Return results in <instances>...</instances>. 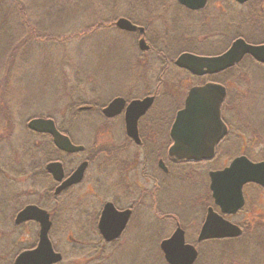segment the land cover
<instances>
[{
    "label": "rangeland",
    "instance_id": "1",
    "mask_svg": "<svg viewBox=\"0 0 264 264\" xmlns=\"http://www.w3.org/2000/svg\"><path fill=\"white\" fill-rule=\"evenodd\" d=\"M143 3L148 4V10L143 11ZM220 4V0H209L210 6L221 7ZM255 6L256 0H250L245 6L226 0L223 5L226 15H222L221 11L222 18L216 24L214 20L209 28L211 33L220 30L221 37L210 38L201 50L208 52L221 49L226 46L230 34L238 31L242 32L245 40L264 42V21L256 22L250 12ZM27 9L31 12L33 21L39 22L47 32L57 36L80 32L101 21H107V24L105 29L103 27L93 37L37 43L32 48L34 52L29 59L20 61L18 69L9 74L11 80L0 99V168L6 163L17 167L22 161L27 164V151L33 152L31 149H37L41 144L40 137L28 132L27 121L31 118L44 116L55 119L61 128L70 132L76 143L87 148L86 152L79 154L84 157L90 156V151H104L108 137L105 131L107 123L97 118L101 117L98 111L77 109L86 101L101 107L109 103L113 96L142 97L151 93L158 85L161 94L157 101H161V108L169 105L173 94L180 95L178 102L184 101L186 91L193 82L189 81V76L186 75L185 79L178 82V87L173 86L174 82L161 75L163 69H174L172 61L160 60L153 52L143 53L138 44L141 38L139 32L124 31L116 26L117 19L121 17H128L137 24L144 17L147 22L141 23L150 28L146 37L151 38L154 33H160V39L165 40V33L170 32L166 50L172 48L173 43L175 50L194 47L185 34L187 28L177 22L181 11L174 0H29ZM17 23L16 19H11L10 30L11 33L21 35L23 27L17 26ZM177 27L182 31L177 32ZM198 30L192 26L193 33ZM224 30L226 38L223 36ZM247 73L252 80L248 81L243 77V83H229L231 91L240 101L238 113L233 114L234 120L238 116L239 122L249 123L253 109L259 117H264L262 109H257L256 104V101L264 103L263 95L261 96L264 90H260L264 84V69L248 66ZM79 99L81 100L78 102ZM150 125L148 122L145 125L148 131L153 127ZM67 163L68 170H72L74 163ZM97 169L93 167L91 170L94 172ZM8 172H0V202L5 208L3 218H7L13 206L16 208L15 204L21 201L19 197L13 199V189L18 188V185L10 183L4 177ZM9 174L11 180H14L15 174ZM89 175L91 178L95 174L90 171ZM99 176L103 177L101 174ZM90 178L88 176L87 181ZM103 179L100 180L104 183ZM200 185L196 178L191 180L187 173L179 171L167 187L170 197L180 196L184 200L178 211L187 224H192L190 219L198 206L196 197L203 194L204 188ZM26 186L23 188H27ZM84 189L87 192L86 186ZM73 191L67 193L64 199L66 212H59V205L55 202L51 201L47 205L55 216L54 226L50 230L51 241L56 251L63 255L62 261L55 264H166L159 240L151 237L148 230L146 233L129 232L114 242L105 244L100 235L94 234L95 227L91 223L93 213H98L102 201L106 199L105 194L88 195L87 192L80 199L75 197ZM96 207L99 209L96 210ZM145 209L147 216L151 217L153 211L147 205ZM3 222L8 223L7 220ZM9 225L8 223L0 231V264H13L14 256L36 239V234L26 236L21 231L9 233ZM192 225L196 227L195 224ZM78 241L84 243V246ZM94 246L98 248L94 249ZM263 259L264 228L254 235L237 240L205 242L196 264H261Z\"/></svg>",
    "mask_w": 264,
    "mask_h": 264
},
{
    "label": "flooded vegetation",
    "instance_id": "2",
    "mask_svg": "<svg viewBox=\"0 0 264 264\" xmlns=\"http://www.w3.org/2000/svg\"><path fill=\"white\" fill-rule=\"evenodd\" d=\"M233 1L238 6H245L250 0L244 3H239L236 0ZM174 2L179 11H181V15L177 22L184 24V27L187 28L185 34L189 38L188 42L194 46L189 47V49L180 48L175 50L173 43L172 48L166 50V42L168 41L167 36L170 35V32L167 34L165 33L166 41L160 39V33H154L153 37L148 38L146 37V33L148 34L150 28L147 24L141 23L147 22L146 18L141 17V21L139 22L138 20L140 24L134 23L133 20L128 17L126 18L131 20L135 25L143 28L142 32L139 30L134 32H139L138 34L141 35L140 39L145 40V44L147 45L146 50L142 49L139 44V48L143 53L153 52L160 60H166V62L172 61L174 69H163L161 75L168 77L174 82L172 83L173 86L176 87H178V82L186 78V75L189 76V81H193L192 83L190 82L191 84L186 91L184 101L178 102L180 95L173 94V98L168 102L169 105L161 108L159 105L161 101H157V98H160L159 94H161L159 85L151 93L145 94L142 97L127 98L117 95V97L125 99V105L120 111H116L109 116L104 114L103 109L117 98L116 96H113V98H111L112 100L109 99V103L101 107L86 101L84 105H81L77 109L80 111H98L101 117L97 118L105 120L107 123L105 131H107L108 137L106 138V149H104V151H97L96 153L90 151V156L85 155L84 157L79 155L80 153L86 152L87 148L84 145L85 149L83 151L78 150V152L75 153H68L57 147L51 134L35 132L28 127V132L33 136L40 137L41 144L37 146V149H31L33 152L27 151V164H24L22 161L18 163L19 166L17 167L14 166V164L6 163L0 168V172L9 171L7 174H4V177L8 178L11 181L10 183H16L18 185V188L15 187L13 189V199L16 197L21 199L19 204H15L16 208L13 206L7 218H3L5 215V208L0 202V217H2L0 219V231H3L4 227L9 223V233L21 231V233L26 234V236H29V234H36L35 242L21 249L16 256L25 250H31L38 246L41 230V225H39L40 223L36 220L29 219L17 222L18 214L28 205H37L41 209L49 212L50 220H52V229L55 223V216L47 205L50 204L51 201L55 202L59 205V212L62 211L61 213H63L66 210L64 199L66 198V194L71 190H74L75 197L80 199L82 194L87 192L88 195L91 193L99 196L105 194L106 199L103 201L101 200V208L97 214L93 213L95 217L93 216L91 222L92 226L95 227L93 231L94 234L100 235L103 242L106 241L100 231L99 221L105 205L107 203H112L119 211H130L125 229L114 241L129 232L146 233L148 230L150 235H152L151 237L159 240L158 244L161 250L162 241L170 238L176 230L180 228L184 231L185 242L193 245L198 251L197 259L193 264L197 263L198 257L201 254V247L205 242L237 240L247 235H254L259 229L264 228V185L256 183L255 181L245 182L242 186L240 197L237 198V203L239 202L240 204L241 202L239 207H237L233 213H223L221 207L215 202L211 187L212 178L210 175L212 172L224 170L230 166L235 159L240 157H246L250 162L255 164L264 162V117H259L256 111H254L255 109H253V116L249 119V123L243 121L239 122L240 119L237 115V119L234 120L233 114L238 113L240 107L238 103H240V101L238 99L239 97L231 91L232 86L229 83L230 81L234 83H243V77L248 81L252 80L247 73L248 66L249 68L255 66L264 69V61L256 59L250 54H245L243 58L234 65L219 70L218 72L205 73L203 75L193 74L188 69L178 66L176 61L183 53H193L200 56H218L225 53L235 40L238 38L244 39L245 36H242L241 31L232 35L230 34V39L227 40L226 46H222L221 49L216 48L204 52L201 48H204L207 40L221 37V33H219L220 30H216L218 31L217 33H211L212 31L209 30V28H211L214 20V24H216L222 18L221 11L222 15H226L227 12L223 9L226 0H220L221 7H217L216 5L210 6L209 0H207L204 6L198 8L188 7L178 0H174ZM142 8L143 11L148 10L149 6L143 3ZM250 12H252L251 16L256 18V22L259 23L262 20L264 21V0H256V6ZM192 26L195 29H199L198 32L196 31V33H193L191 31ZM176 31L182 30L177 27ZM223 36L226 38L225 30ZM220 39L216 40L221 41ZM245 41L250 44H264V42L254 43V41L250 39H246ZM169 43L171 42L169 41ZM161 44L165 46L162 47ZM253 81L255 82V80ZM209 82L218 83L225 88V95L219 108L220 119L221 123L225 125V132H223L214 143H212L211 140H196V138H194L196 135L187 134V140H192L190 146L193 151L206 154V148L209 150L212 145V155L210 158L201 157L200 159L182 157L181 153L172 152L171 150L176 144L175 137L172 135L173 124L176 123L180 111L186 107L185 103L190 89L195 86H203ZM260 90H264V84H262ZM147 95L153 96L154 100L145 113L139 115L136 126L138 137H134L129 134L127 129L128 105L134 100L147 97ZM262 95L264 98L263 93H261V96ZM256 104L257 109H262V114L264 116V103L256 101ZM137 113L138 110H135L132 116ZM54 122L58 131L68 135L73 143L79 144L74 141L69 131L58 125L55 119ZM147 122L148 125L151 124L150 126H153L152 129L149 128V131L147 126H145ZM217 129L218 128L215 130ZM151 130H153V132ZM206 135L205 133L204 139ZM216 136H218V133L214 132L213 137ZM67 161L74 163L75 166L72 170H68ZM85 161L87 162V167L86 170H84L83 179L80 180L79 183L63 189L60 193H55L62 182H58L54 178L53 174L47 169V165L51 162H61L64 169L63 172L65 173L63 180H65ZM93 167H97L99 171L97 169L93 172L91 170ZM90 171L95 174L92 175L91 178V175H89ZM179 171L187 173V176H189L191 180L196 178V181L201 184L200 186H202V189L204 188L202 196L196 197L198 206L195 209L193 217L190 219L191 223L195 224V228L192 224L185 223L183 220L184 217L178 211L179 207L184 203V200L180 196L170 197L167 194V187L170 185L173 176ZM9 173L15 174L14 180H11ZM100 174L103 177H100ZM88 176L90 181H87ZM101 178H104V183L100 180ZM20 180L22 181L19 183ZM20 184L22 185L19 189ZM24 185H27V188H23ZM85 186L87 192L84 189ZM146 205L148 209L153 211L151 212L153 215H151L152 218L148 217L145 212ZM210 208H213L215 213L217 212L237 226L240 233L235 237L199 240L202 229L201 226H203L206 221ZM98 209L99 208L96 207V210ZM4 220H7L8 223L3 222ZM190 235H192V237H190ZM155 242H157V240ZM78 243L84 246V243L80 241H78ZM97 248V246H94V249ZM16 256H14L13 264ZM261 264H264V259Z\"/></svg>",
    "mask_w": 264,
    "mask_h": 264
},
{
    "label": "water",
    "instance_id": "3",
    "mask_svg": "<svg viewBox=\"0 0 264 264\" xmlns=\"http://www.w3.org/2000/svg\"><path fill=\"white\" fill-rule=\"evenodd\" d=\"M182 4L198 8L206 4L207 0H178ZM244 3L247 0H236ZM117 26L127 31H143V28L135 25L131 20L121 17L117 20ZM140 47L146 50L145 40L141 39ZM245 54H250L256 59L264 61V44H250L242 38L234 41L231 47L223 54L218 56H200L193 53H183L179 56L176 64L182 68L188 69L196 75L218 72L239 62ZM225 95V88L218 83H207L203 86H195L190 89L186 99V107L180 111L176 123L173 124L172 135L175 137L176 144L171 149L172 152L181 153L182 157L189 159H200L201 157L210 158L212 155V145L209 150L206 148V154H200L192 150L187 140V134L196 135V140H211L214 143L218 137L225 132V125L220 119V104ZM154 97L147 96L143 99L134 100L130 103L127 112V129L130 135L138 137L137 119L139 115L145 113L148 107L153 103ZM125 105V99L115 98L110 104L104 107L106 116L120 111ZM138 110L134 116L133 112ZM132 116V117H131ZM28 127L35 132H45L53 136L54 142L61 150L68 153L83 151V145L74 144L70 137L58 131L54 119L45 117H34L28 121ZM218 128L217 130H215ZM214 132L218 136H214ZM207 134L205 139L204 135ZM211 138H210V137ZM204 149V148H203ZM87 167V162H82L78 168L65 180L63 165L61 162H51L47 169L51 172L58 182H62L55 193H60L63 189L79 183L83 179ZM212 190L215 202L219 205L223 213H233L239 202L242 186L245 182L255 181L264 185V162L252 163L246 157H240L234 160L222 171L212 172ZM63 180V181H62ZM239 200V199H238ZM99 221V228L102 236L107 241H114L125 229L129 219L130 211H119L112 203H107L102 210ZM36 220L41 225L38 246L31 250L21 252L14 261V264H54L62 261L63 255L56 251L51 241L49 232L52 227V220L47 210L41 209L37 205L26 206L17 217V222L24 220ZM199 240L209 238L235 237L240 230L233 223L225 219L210 208L206 221L201 226ZM161 250L169 264H193L198 256L196 248L185 242L184 231L180 228L170 237L162 241Z\"/></svg>",
    "mask_w": 264,
    "mask_h": 264
},
{
    "label": "trees",
    "instance_id": "4",
    "mask_svg": "<svg viewBox=\"0 0 264 264\" xmlns=\"http://www.w3.org/2000/svg\"><path fill=\"white\" fill-rule=\"evenodd\" d=\"M28 4L29 0H0V99L4 96V91L11 80L9 74L18 69L20 61L29 59L34 52L32 48L37 43L41 41L63 42L76 37H93L103 27L105 29L107 24V21H101L80 32L57 36L47 32V29L39 25V22L32 20V14L27 9ZM11 19H16L17 26L23 27L21 35L11 33ZM165 263L168 264L167 261Z\"/></svg>",
    "mask_w": 264,
    "mask_h": 264
}]
</instances>
